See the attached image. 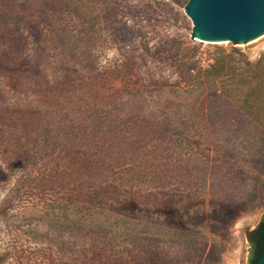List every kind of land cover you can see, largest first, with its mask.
I'll return each mask as SVG.
<instances>
[{
	"label": "rangeland",
	"instance_id": "374dc122",
	"mask_svg": "<svg viewBox=\"0 0 264 264\" xmlns=\"http://www.w3.org/2000/svg\"><path fill=\"white\" fill-rule=\"evenodd\" d=\"M190 1L0 0V253L12 243L38 264H252L264 165L180 113L206 90L204 71L257 64L264 35L202 42ZM115 102L163 113L149 147H167L156 154L167 178L66 195L55 167L75 145V107Z\"/></svg>",
	"mask_w": 264,
	"mask_h": 264
},
{
	"label": "trees",
	"instance_id": "16d2710c",
	"mask_svg": "<svg viewBox=\"0 0 264 264\" xmlns=\"http://www.w3.org/2000/svg\"><path fill=\"white\" fill-rule=\"evenodd\" d=\"M237 53L244 57L243 53ZM220 65V68L204 71V75L209 76L204 82L206 90L198 100L186 105L181 117L195 119L203 139H217L220 147L228 144L238 156L255 157L264 165V56L257 64L246 61L247 69L240 72L232 69L229 76L231 67L225 61ZM217 81L221 88L217 87ZM241 94L244 98L239 103L234 97ZM73 113L75 145L58 154L55 167L57 179L67 182L66 195H75L76 186L88 189L90 194L85 192L84 195L89 198L96 195L97 190L133 186L139 181L151 186L155 185L156 178L158 182L167 178L166 172H159L165 170L161 165L163 157H156L167 147H149L159 132L157 114L162 112H148L138 104L115 102L75 107ZM66 154L70 156L68 163H64ZM207 170L208 167L201 168L204 178ZM40 257L43 258L32 248L11 243L0 253V264H38Z\"/></svg>",
	"mask_w": 264,
	"mask_h": 264
},
{
	"label": "water",
	"instance_id": "95a60500",
	"mask_svg": "<svg viewBox=\"0 0 264 264\" xmlns=\"http://www.w3.org/2000/svg\"><path fill=\"white\" fill-rule=\"evenodd\" d=\"M186 14L202 42L238 45L264 35V0H191ZM257 264H264V252Z\"/></svg>",
	"mask_w": 264,
	"mask_h": 264
},
{
	"label": "flooded vegetation",
	"instance_id": "af4514ba",
	"mask_svg": "<svg viewBox=\"0 0 264 264\" xmlns=\"http://www.w3.org/2000/svg\"><path fill=\"white\" fill-rule=\"evenodd\" d=\"M252 235L256 239V246H255L254 258L252 264H257L259 258L264 252V246L262 241V238L264 236V224L260 225L258 229H256V231L252 233Z\"/></svg>",
	"mask_w": 264,
	"mask_h": 264
}]
</instances>
